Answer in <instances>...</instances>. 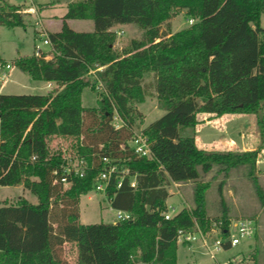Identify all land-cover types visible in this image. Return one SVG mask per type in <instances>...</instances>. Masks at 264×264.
<instances>
[{"label":"trees","instance_id":"16d2710c","mask_svg":"<svg viewBox=\"0 0 264 264\" xmlns=\"http://www.w3.org/2000/svg\"><path fill=\"white\" fill-rule=\"evenodd\" d=\"M21 9L0 3V25L25 26ZM182 10L195 21L163 35L161 25L170 27ZM262 13L264 0L69 2L61 28L48 31L50 53L13 61L34 80L57 87L49 93H0V186L22 184L37 198L0 203V264H178L179 230L198 225L208 232L213 224L204 210L209 183L200 176L215 165L245 166L250 173L257 167L259 149L206 150L185 131L197 126L199 112L261 114L264 121ZM69 19H91L94 29L76 31ZM130 23L144 30L143 37L116 47L113 28ZM7 64L0 58V69ZM98 81V105L84 106L82 91L95 89ZM153 94L166 112L142 129L151 156H138L130 144L141 117L135 105ZM56 136L71 139L69 150L50 147ZM80 157L87 175L63 182L64 166ZM103 157L135 175V187L127 175L117 188L120 175L113 173L106 191L114 208L134 217L82 223L80 197L94 188ZM188 180L195 183V205L165 218L168 186ZM255 184L264 201L256 178ZM222 222L226 237L228 213ZM66 243L76 245V263L64 257Z\"/></svg>","mask_w":264,"mask_h":264},{"label":"rangeland","instance_id":"374dc122","mask_svg":"<svg viewBox=\"0 0 264 264\" xmlns=\"http://www.w3.org/2000/svg\"><path fill=\"white\" fill-rule=\"evenodd\" d=\"M71 1L77 0H0V3H20L26 23L25 26L14 28L0 25V58L11 65L10 68L0 69V93H47L50 90L47 81L34 80L29 73L14 65L13 61L20 55H31L37 52V45L43 44L41 32L48 33L61 28L62 16L66 13L67 4ZM30 8L31 11L25 10ZM39 11L42 12L40 16ZM45 16L54 20L48 23L45 21ZM68 23L76 31L94 29V22L91 19H70ZM169 23L170 27L167 26V22L161 25L163 35L167 32L174 33L191 24L185 15V10L170 19ZM260 24L264 27V13L261 15ZM113 30L117 35L116 47L118 48L129 43L131 39H141L144 33L143 29L133 23L116 25ZM42 49L50 53L51 46L42 45ZM50 57L49 55L48 58ZM95 72L92 70L89 75L92 81L96 78ZM146 78L151 79L152 74L147 73ZM96 83L95 89L87 87L82 91V103L86 107L98 105L100 93L98 87L101 82ZM56 87L57 85L53 89ZM135 107L141 113L136 131L142 130L166 112L155 94L146 97L144 102L137 103ZM197 117L199 119L197 126L187 129L185 134L194 136L199 147L214 151H244L249 148L260 150L257 167L251 173L245 166L224 169L215 165L210 172L202 174L199 179L201 182L209 183L205 192L204 210L213 223L221 221L223 213L226 212L231 218L232 226L238 219L251 218L255 222L256 231L254 236L242 239L236 246L223 247L214 252H210L201 242L194 243L192 248L178 244V264H264V201L255 184L256 178L264 193V121L260 122L261 114L226 113L221 116H211L209 113L199 112ZM113 122L115 125L121 123L117 117ZM49 142L52 149L69 150L72 141L70 138L56 136ZM194 184L192 180L181 183L171 182L168 186L171 196L167 199L170 213H174L171 206L178 211L183 207L191 208L195 205ZM219 187H221V193ZM20 190L19 185L0 186V203L16 202L21 194ZM89 191L80 197V221L86 224L114 222L116 208L112 206L108 196L93 189ZM25 193V198L37 201L36 196L26 189ZM231 230L233 233L236 232L234 227ZM208 234L210 246H213L216 239L223 237L220 229L213 224ZM63 253L69 262L76 263L75 244L66 243Z\"/></svg>","mask_w":264,"mask_h":264},{"label":"built area","instance_id":"2783aa9c","mask_svg":"<svg viewBox=\"0 0 264 264\" xmlns=\"http://www.w3.org/2000/svg\"><path fill=\"white\" fill-rule=\"evenodd\" d=\"M190 23H193V19L189 20ZM41 36L43 38L42 45H49L51 46V41L48 37V33L41 32ZM42 45H37V54H41L46 52L42 49ZM49 57V55H47ZM10 64L6 65V68H10ZM101 87V83H100ZM100 87H98L100 89ZM117 116H115L116 118ZM131 146L134 149V152L138 156H151V149L148 143V137L143 134L142 130L135 131L134 136L131 140ZM104 168L101 169L95 177L94 182V191L103 192L106 194L107 187L110 184L111 177L113 173H117L120 175V179L117 183V188L121 187L123 183V179L125 176L130 175V184L132 187L136 186V179L135 175H132L130 169L127 167H123L121 169L118 168L116 163H112L108 157H103ZM88 173V164L83 157L80 158H71L64 166L63 177L62 181L67 182L69 176H78V177H85ZM88 191L87 193H89ZM171 209L174 213H170L169 211L165 212V218H171L177 211L175 207L171 206ZM134 215L126 210L116 209V219L114 223L131 220L133 219ZM222 220L213 223V225L217 226L220 229L221 233L223 231L222 227ZM234 227L236 232L233 233L231 228ZM256 231V225L253 219L251 218H244L238 219L232 224L230 223L229 226V233L226 237L218 238L214 241L213 246L211 247L208 243V232H204L198 225L193 230H179L177 242L178 244L186 245L188 248H192L193 244L196 242H201L204 247H206L210 252H214L224 247L225 244L230 246H236L241 242L242 239L250 238L254 236ZM223 236V235H222Z\"/></svg>","mask_w":264,"mask_h":264},{"label":"crops","instance_id":"0c3cea01","mask_svg":"<svg viewBox=\"0 0 264 264\" xmlns=\"http://www.w3.org/2000/svg\"><path fill=\"white\" fill-rule=\"evenodd\" d=\"M16 4V3H15ZM17 4H20V3H17ZM26 11H31V8L30 9H25ZM40 13H38L39 14V16H40V14L42 13L41 11H39ZM64 15V14H63ZM45 21L46 22H48V23H50V22H52L54 19H52V18H50L49 16H45ZM62 20V19H61ZM70 20V19H69ZM69 20H68V22H69ZM48 30H50L48 27H46ZM48 82V81H47ZM48 84V86H49V88H50V90H52L53 88H54V86H56V83L55 82H48L47 83ZM50 90L47 92V93H49L50 92ZM210 114V113H209ZM211 116H214L213 114H210ZM199 147V146H198ZM201 148V147H200ZM204 149V148H203ZM252 149H254V148H252ZM251 148H249V149H244V150H252ZM259 155V154H258ZM20 186V188H21V190H20V195H19V199H21V198H25L26 197V193H25V188H24V186L23 185H19ZM32 201V200H31ZM32 202H34V201H32ZM36 202V201H35Z\"/></svg>","mask_w":264,"mask_h":264}]
</instances>
